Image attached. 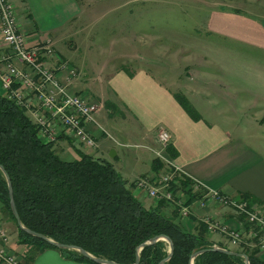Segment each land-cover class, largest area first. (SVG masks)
Wrapping results in <instances>:
<instances>
[{"label": "crops", "instance_id": "obj_1", "mask_svg": "<svg viewBox=\"0 0 264 264\" xmlns=\"http://www.w3.org/2000/svg\"><path fill=\"white\" fill-rule=\"evenodd\" d=\"M10 1L16 9L18 26L27 35L30 45L48 37L53 45L80 13L77 0ZM206 1L207 6L211 7L206 20L207 32L236 40L248 46V52L238 49L223 51L232 56L233 63L229 67L224 64L217 72L208 70L202 64L198 67L192 65L187 76L197 79L195 85L186 79L176 90L145 68H110L104 80L100 81L104 84L98 96L78 89L69 93L82 94L85 100L98 103V116L108 125L112 124L110 129H122L126 137L119 143L121 151L105 140L107 137L116 138L106 129L104 121L86 126L96 141L104 140L102 144L98 141L96 149L83 148L66 132L54 142V149L59 155L68 153L71 148L68 146L69 140H72L77 149L109 160L128 185L133 183L132 192L142 204L153 207L158 201L136 189L134 182L139 176L154 175L156 155L153 149L159 147L156 132L158 127H163L171 135L168 146L172 145L174 155L169 154L168 146L162 154L183 173L234 199H242V194H246L250 202L245 200L248 205L264 215V14L244 12L236 6V2L224 4L218 0ZM2 51L11 54L9 48L2 46L0 34ZM55 53L63 58L56 50ZM241 56L244 58L240 59ZM11 60L18 68L26 69L14 56H11ZM45 62L52 66L56 60L49 57L45 58ZM128 71L132 72L131 75ZM218 72L230 73V84L226 80H215ZM65 74L66 71L62 72L60 77L64 78ZM175 93L186 96L197 111L198 120L184 110L174 97ZM106 102L111 104L107 107ZM115 106L119 107L122 115L118 118L122 120L121 126L113 116ZM103 108L106 113H102ZM110 119L112 122L108 121ZM162 165L159 171H164V163ZM189 187L195 189L192 184ZM179 195L186 201L187 194L179 191ZM200 199V196L195 197L186 204L187 215L179 211L173 214L170 203L163 204L161 211L168 217H174L188 230H195L197 221H202L206 216L233 229L244 227V220L232 207L212 200L200 205ZM207 239L211 247L237 252L244 245L248 246L246 243L232 242L218 232H207ZM23 246L25 252L22 255L15 252L20 264H89L55 248L34 252L32 246ZM257 255L264 259V251L258 250Z\"/></svg>", "mask_w": 264, "mask_h": 264}, {"label": "trees", "instance_id": "obj_2", "mask_svg": "<svg viewBox=\"0 0 264 264\" xmlns=\"http://www.w3.org/2000/svg\"><path fill=\"white\" fill-rule=\"evenodd\" d=\"M131 73L128 71L129 75ZM174 97L194 120L200 118L186 96L175 93ZM110 104L106 102L107 107ZM54 142L44 141L26 109L0 88V164L9 175L14 203L24 226L120 264L133 263L136 247L156 234H166L174 243L172 256L163 264H189L192 252L212 246L203 220L197 221L195 230L186 229L161 211L163 204L170 203L176 214L177 206L159 200L155 206L145 207L133 194V183L128 185L109 160L77 149L72 140L69 142L76 149L77 157L63 159L55 151ZM167 149L174 155L172 145ZM162 164L159 158H154V176L160 172ZM176 179L179 190L187 194L185 204L200 196L201 191L189 187V179L181 175ZM241 198L248 200L246 194ZM0 211L14 221L19 242L32 246L34 252L55 248L77 260L99 264L76 250L59 248L18 227L1 170ZM240 217L244 220L243 215ZM167 249L164 240L142 247L138 264H158ZM239 251L247 254L249 264H264V259L257 255L258 248L244 245ZM193 264H244V259L206 250L193 259Z\"/></svg>", "mask_w": 264, "mask_h": 264}, {"label": "rangeland", "instance_id": "obj_3", "mask_svg": "<svg viewBox=\"0 0 264 264\" xmlns=\"http://www.w3.org/2000/svg\"><path fill=\"white\" fill-rule=\"evenodd\" d=\"M77 1L80 5L78 18L53 42V49L74 71L66 87L67 92L78 89L98 96L104 84L100 81L104 80L105 74L113 67L132 70L145 68L176 90L186 79L195 85L197 79H189L187 76L192 65L198 67L202 64L208 70L217 72L224 64L229 67L233 63L232 56L223 51L249 50L248 46L236 40L207 32L206 20L211 7L207 6L206 0ZM218 1L224 4L236 2V6L244 12L264 14V0ZM242 58L244 57L241 56L240 59ZM217 74L219 76L215 80H226L230 84V73ZM101 111L106 113L104 108ZM113 111L118 126H121L122 120L118 119L122 117L119 107L115 106ZM97 112L94 114L95 122L104 121L106 129L116 138L113 140L107 137L105 140L120 152L119 143L125 140L126 135L122 133V129H110L112 124L108 125ZM108 121L112 122L111 119ZM98 141L102 144L104 140L101 138ZM68 146L71 147L69 154L64 152L60 156L67 160L76 158L77 152L70 143ZM81 146L89 149L85 145ZM9 219L6 213L0 211V225L7 237L5 246L22 255L25 243L19 242L16 225Z\"/></svg>", "mask_w": 264, "mask_h": 264}, {"label": "built area", "instance_id": "obj_4", "mask_svg": "<svg viewBox=\"0 0 264 264\" xmlns=\"http://www.w3.org/2000/svg\"><path fill=\"white\" fill-rule=\"evenodd\" d=\"M0 34L2 46L10 49L11 54L0 52V88L16 104L29 112L32 120L38 125L39 133L46 142H54L63 133H68L75 142L89 149L98 147L95 138L87 129V124H96L94 114L98 103H91L82 94L67 92V85L74 71L53 49L51 39L36 44H28L27 35L17 22L14 4L10 0H0ZM11 56L24 64L20 69L11 60ZM55 58L52 66L45 58ZM66 71L64 78L60 75ZM159 147L154 150L165 168L156 176H139L134 186L156 201L167 200L178 207L182 215L188 214L184 199L179 195L177 176L189 179L194 191L200 192V205L212 200L218 204L235 209L244 217V227L233 229L212 217H204L207 232H218L232 242L246 243L250 247L264 251V215L248 206L243 199H234L216 188L205 185L201 180L186 175L162 151L168 146L171 135L167 129L158 127L156 132ZM175 186H171V184ZM178 187V188H177ZM1 222V221H0ZM250 225L248 228L245 225ZM5 230L0 225V264H20L17 255L5 246Z\"/></svg>", "mask_w": 264, "mask_h": 264}, {"label": "water", "instance_id": "obj_5", "mask_svg": "<svg viewBox=\"0 0 264 264\" xmlns=\"http://www.w3.org/2000/svg\"><path fill=\"white\" fill-rule=\"evenodd\" d=\"M115 154V153H114ZM114 154H110L111 156H113ZM0 170L7 182V187H8V193H9V201H10V208L12 211V214L15 217L16 223L18 225V227H20L21 229H23L25 232H27L30 235H33L35 237L38 238H42L45 241L59 247V248H66V249H72V250H76L78 251L80 254H82L83 256L99 263V264H120L118 262H115L113 260L107 259V258H103V257H99V256H95L93 254H91L90 252H88L87 250H85L84 248L75 245V244H65V243H61L58 242L50 237H47L45 235H43L40 232L34 231L26 226L23 225V223L21 222V219L19 217V214L17 212L15 203H14V199H13V191H12V185H11V181L9 178V175L7 173V171L5 170L4 166L0 164ZM158 240H164L167 242L168 245V249H167V254L165 255V257H163L158 264H163L165 261H167L173 254L174 251V243L172 241V239L166 235V234H156L151 236L150 238L146 239L145 241L141 242L137 247H136V258L135 261L131 264H138L139 263V251L141 250L142 247L146 246V245H150L155 243ZM206 250H218L221 251L223 253L226 254H230V255H237V256H241L244 259V264H249V258L247 256V254L242 253V252H237V251H233L227 248H223V247H218V246H213V247H207V248H201L198 249L194 252L191 253L190 258H189V264H193V259L200 253L206 251Z\"/></svg>", "mask_w": 264, "mask_h": 264}]
</instances>
